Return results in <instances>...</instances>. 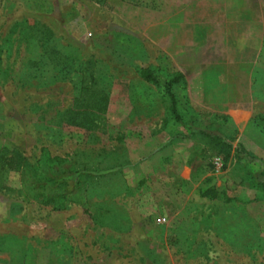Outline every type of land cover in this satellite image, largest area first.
Here are the masks:
<instances>
[{"label":"rangeland","instance_id":"1","mask_svg":"<svg viewBox=\"0 0 264 264\" xmlns=\"http://www.w3.org/2000/svg\"><path fill=\"white\" fill-rule=\"evenodd\" d=\"M37 25L68 55L66 80ZM88 66L110 83L98 132L54 119ZM142 69L184 76L183 114L231 143L226 159L169 119ZM4 148L30 168L0 181V264H264V0H0ZM53 158L84 172L58 208L32 185Z\"/></svg>","mask_w":264,"mask_h":264},{"label":"trees","instance_id":"2","mask_svg":"<svg viewBox=\"0 0 264 264\" xmlns=\"http://www.w3.org/2000/svg\"><path fill=\"white\" fill-rule=\"evenodd\" d=\"M29 31L32 33V37L34 36L38 42H42L43 56L46 57V64L55 72L54 74L57 81L66 80L70 68L72 69L73 67L68 61V55H65L64 59L53 49V45L51 44V31L47 27L39 25L30 27ZM90 64L91 63L88 65ZM106 76L107 73L98 70L95 71L93 66H88L84 70V73L75 79L77 83L75 86L77 93L72 99L70 106L60 110L55 115V121L60 125L76 127L88 132H98L103 129L105 126V114L109 101L110 88V83L109 85L106 84L108 79ZM139 77L143 82L162 89L168 101L167 115L174 123L187 128L191 134L198 133L208 140H218L221 138L220 136L216 137L218 134H215L210 126L198 127V123L202 122L200 117L196 115L186 117L185 114H183L184 111L181 107L182 103L178 100L175 93V89L184 88L185 81L181 73H172L167 79L161 80L153 71L142 69L139 71ZM206 120L210 122L208 117H206ZM220 140L223 141L225 145L224 149H221L218 154L224 157L223 159H226L231 152V143L227 142L226 138ZM233 151L236 154H241L239 149L235 148ZM53 160L55 161L54 163L51 160H48L50 164L46 163L48 172L44 173L39 179L34 180L32 185L39 190L48 191L47 189H43L42 186L40 187V185L49 183L51 191L48 192L42 202L45 205L58 208V205L64 199L70 197L75 188L79 186L77 182L81 177L79 175L84 172L76 171L74 168L70 167L59 169V165L56 163L57 158H53ZM28 168H30V165L20 152L15 150L8 151L5 148L0 150V181L5 173L20 172ZM47 175H49V177ZM56 175H69L70 178L67 180H60L58 179L59 176L56 177ZM261 185L264 187V182ZM52 187H54V189H52ZM215 194L214 191H205L202 193V196L215 198Z\"/></svg>","mask_w":264,"mask_h":264}]
</instances>
